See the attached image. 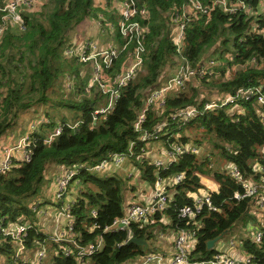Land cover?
<instances>
[{
    "label": "trees",
    "instance_id": "1",
    "mask_svg": "<svg viewBox=\"0 0 264 264\" xmlns=\"http://www.w3.org/2000/svg\"><path fill=\"white\" fill-rule=\"evenodd\" d=\"M136 1L140 6L145 5L150 13L143 66L136 78L120 89L112 112L94 125L91 114L102 105V97L94 89L90 97L86 96L84 86L79 83L80 66L63 57V49L71 42L70 33L86 19L96 18L100 12L93 8V0H44L34 11L22 14L24 31L13 28L4 32L0 39V138L17 124L23 114L38 112L54 103L55 98L60 101L57 98L58 94L62 95L59 87L63 88L62 79L67 74L76 75V90L73 92L75 96L62 106L80 112L81 120L72 124L62 122L61 125L77 126L73 129L63 126L60 134L49 144L43 142L48 136L46 128L52 132L58 127L49 117V121L41 125V130L32 134L31 161L0 175V215L11 220L21 215L32 218L26 202L39 196L45 188L46 192L45 173L49 167L92 166L110 152L126 151L129 143L137 140L132 125L145 95L167 81L181 63L194 66L210 56L217 63L215 73H219L220 79L193 81L183 90L170 94L166 100V115L178 109L200 107L223 94H233L241 87H259L264 96V35L251 32V20L246 15L227 16L216 11L209 18L190 21L185 29L183 51L177 54L168 14L173 9H180L185 0ZM201 1L208 3L210 0ZM245 1L252 6L258 2ZM259 24L264 27L263 17ZM253 60L255 63L251 64ZM232 67L235 70L227 78L226 74ZM237 104L244 110L243 115L231 113L228 108L207 112L180 131L181 142L194 139L196 146L209 149L207 156L182 155L167 170H156L150 158L140 156L139 148L144 144H138L133 150L134 155L124 164L139 170L141 181L149 185L154 184L156 177L183 174L181 183L174 187L172 206L165 212L171 223L167 228L172 230L179 222L175 210L191 203L188 195L205 188L202 183L205 177L216 183L212 203L219 211H204L199 217L197 243L191 255L193 261L210 259L217 251L215 248L208 250L207 242L227 233L251 208L250 200L237 202L232 199L240 188L223 171V165L232 163L245 176L250 174V166L254 163L264 166V123L259 118L264 107H260L255 99L240 100ZM160 122L161 119L149 114L145 128L149 130ZM159 141L165 145V137ZM207 143L209 145H205ZM136 156L140 158L136 159ZM213 156L218 158L217 161L213 162ZM113 174L99 177L81 171L77 175L80 189L71 209L77 240L79 244L86 245L100 235L103 239L101 251L82 264H126L151 252L156 231L166 229L157 214L152 225L139 228L134 224L129 231L103 233L105 227L124 213L129 180L126 174ZM93 210L95 217L91 216ZM93 224L96 228L90 231ZM179 226L183 227L182 222ZM129 232L133 238H144L148 248L123 244ZM42 240V234L30 231L26 244L32 247L34 241ZM241 243L244 251L260 260L258 264H264V239L260 246L250 240ZM51 245L55 248V244ZM8 249V245L0 249L7 259L10 255ZM49 256L47 264H79L74 258L52 256V251H49Z\"/></svg>",
    "mask_w": 264,
    "mask_h": 264
},
{
    "label": "built area",
    "instance_id": "2",
    "mask_svg": "<svg viewBox=\"0 0 264 264\" xmlns=\"http://www.w3.org/2000/svg\"><path fill=\"white\" fill-rule=\"evenodd\" d=\"M44 0H2L0 7V39L7 29L16 28L18 31L25 30V23L22 14L34 11ZM110 2L112 11L118 16L116 24L106 23L105 40L82 37L71 41L63 49V57L69 62L80 66L79 75L84 76L88 71L90 81L84 86L87 97L91 96V90H96L102 97L103 103L91 114L92 125L100 119H105L114 108L119 97L120 89L133 81L144 63L146 52L145 41L149 33L148 22L150 20L149 10L140 6L135 0H94V6L105 11L107 3ZM264 0H258L256 6H252L245 0H210L203 3L201 0H185L180 9H173L169 12V21L172 27V43L176 53L181 54L184 48L185 29L188 23L198 18H209L213 12H220L227 16L244 14L251 20V32L264 35V27H260L259 20L264 18ZM101 21H105L100 17ZM100 25V24H99ZM115 33V40H110L108 34ZM124 57V58H123ZM122 62L118 64L120 61ZM254 60L251 64H254ZM118 64V65H117ZM217 63L214 59L204 58L196 65L181 63L174 75L165 81L160 87L148 92L133 122V131L137 134V140L129 143L126 151L122 153H108L97 164L88 165H62L59 174L52 181V205H42L37 199L27 205L32 214L21 215L14 220L7 216L0 215V249L8 245L9 259L0 253V264H45L49 256L47 243L55 244L52 248V256L62 255L66 258H74L79 264L93 254L101 251L103 247L102 236L86 245L79 244L77 234L74 230L75 219L71 209L75 204L77 192L80 189V181L77 175L81 171L101 174L105 177L109 173H115L123 168L125 162L134 155V149L140 146V156L150 158L151 165L156 170H167L182 155H198L201 148L191 141L181 142V130L198 116L207 112H214L219 109L228 108L231 113L243 115L244 110L237 104L240 100L255 99L260 107H264V96L260 88L237 89L233 94H223L213 100L205 102L202 106L187 107L178 109L169 114L166 112L167 97L180 90H183L193 81L204 78L215 77ZM77 77L75 74H67L64 77L63 91L70 94L76 89ZM203 99L202 96H200ZM149 114L161 119V122L153 125L151 129L145 128ZM260 121L264 123V112L259 113ZM48 122L44 119L33 121L26 133L10 147L2 150L0 158V175L6 174L12 168L28 163L32 158L31 136L37 133L39 124ZM174 128H171V126ZM68 126L58 125L54 131L43 141L49 144L60 134L61 128ZM165 137V145L158 151L155 158L149 157L150 150L146 147ZM174 140L173 142L171 141ZM161 142V141H159ZM148 150V151H147ZM140 156H136L139 159ZM264 158V151H263ZM223 171L238 185L239 192H235L233 200H250L253 214L257 219L251 225L250 241L260 246L264 239V166L254 163L250 166V174L245 176L234 164L223 165ZM128 179L134 176L140 177L139 170L129 168L126 171ZM184 176L182 173L169 178L156 177L153 185L145 183L150 188V193L145 202H125L124 213L116 218L111 225L103 229L106 232L129 231L131 225L139 228L152 225L154 216L160 215V223L166 225L165 212L172 206L174 187L181 183ZM75 184V188L71 184ZM212 191L208 188L200 189L196 193H190L188 197L191 203L177 208L176 217L179 222L175 225L171 235L170 254L151 252L126 264H258L260 261L255 255L244 251L242 241L240 243L230 239L227 247L230 253L217 251L208 260H192V252L197 243V230L200 227L199 217L206 212L219 211L212 203ZM96 212L91 211L95 217ZM51 221V234L46 235L43 221ZM182 222V226L179 223ZM171 225V224H170ZM96 226L93 224L90 231ZM34 231L42 234L44 240L34 241L32 247L27 246L28 233ZM155 238H164L163 231L155 233ZM133 238L129 232L126 241ZM31 253V254H29Z\"/></svg>",
    "mask_w": 264,
    "mask_h": 264
},
{
    "label": "rangeland",
    "instance_id": "3",
    "mask_svg": "<svg viewBox=\"0 0 264 264\" xmlns=\"http://www.w3.org/2000/svg\"><path fill=\"white\" fill-rule=\"evenodd\" d=\"M206 58L213 59L210 56H208ZM234 70H235V68L232 67L230 69V71L226 74V77L228 78L230 75H232V73L234 72ZM215 72H216V69H215ZM218 79H220V78H219V73L217 72V73H215V77H210L209 80L211 81V80H218ZM89 81H90V73H89V71L84 76H81V78L79 79V83H81L83 86H86ZM63 82H64V80L62 79V84L61 85H63ZM75 90L76 89H74L70 94H64L63 93V88L62 87H59V93L63 95V96L61 95L62 96L61 97L58 94V97L57 98L60 101H57L56 98H55V102L54 103L52 102L51 105H46V107H43V108H40V109L38 108L39 109L38 112L29 111V112L23 114L19 118L17 124L10 131H8L5 135L6 136H9L11 138H14L15 141H16L20 136H23L24 133H26V131L28 130L30 124L33 121H35L37 119H39V120L40 119H44V120L47 121V119H48L47 117H49V120L50 119L53 120L56 123V125H60V124H62V122H67L69 124H72V123H75V122L81 120V114H80V112L71 111V110L67 109L65 106H62L65 101L67 102V99L70 101L71 100L70 98L71 97L73 98L75 96V94L73 93ZM62 100H63V102H62ZM38 113H40V115L37 116V117H35V115L38 114ZM45 113L48 114V116H46ZM44 116L46 117V119H45ZM44 123H46V122H44ZM41 125H43V124H39L38 125L37 131H39ZM49 132L50 131L46 128V130H45L46 135H50ZM191 142L194 143V139H192ZM154 145H158V146L162 147V143L159 142V141H157V142H154L153 145L152 144L148 145L146 148L147 149H150L151 147H154ZM205 145H209V144L207 143ZM208 153H209V149H207V148H201V151H200V153L198 155L199 156H202V155H206L207 156ZM214 154H217V152H214ZM156 155L158 156V154H156ZM217 159L218 158H216L214 156L212 157L213 162L217 161ZM127 168H129V165H124L123 168L119 169L116 172L121 173L120 175H125L126 172L123 173L122 170L123 169L125 170ZM95 175H97L99 177H102L103 176L101 174H96V173H95ZM113 175H115V174H113L112 172L108 174V176H113ZM53 178L54 177L52 175L49 176V175H47V172L45 173V180L47 181V191L48 192H49V189L51 190V185H52ZM128 180H129L128 185L130 187L132 185H138V184H141L143 187H147L145 185V183L141 181L140 177L134 176L132 179H128ZM207 181H210L211 182V180L209 178L205 177V179H204V181H202V183L203 182L205 183ZM214 184L215 183L212 181L211 182V185L212 186L209 187V188L210 189H213V185ZM71 186H73L75 188V184L74 183H72ZM146 189L150 193V191H151L150 188L147 187ZM44 191H45V189L41 192V194H39V196L34 197L31 200L27 201L26 204L28 205L29 203H31V202H33V201H35L37 199H39V200L42 199L43 200V198H45V196H43L44 195ZM255 219H257L256 215L253 214L252 209H249V211L241 219H239L234 224V226L221 239H219L216 243L217 244L218 243H228V241L230 239H234V240H236L238 242L239 241H244V240H250L251 225L253 224V221ZM155 242H157V241L154 240L153 241V245H154ZM49 246L51 247V250H49ZM47 247H48V252L49 251L51 252L52 251V248H53L52 245L50 243H47ZM29 254H31V253H29ZM50 257L51 256H48L46 258L45 264H47L49 262L48 259Z\"/></svg>",
    "mask_w": 264,
    "mask_h": 264
},
{
    "label": "crops",
    "instance_id": "4",
    "mask_svg": "<svg viewBox=\"0 0 264 264\" xmlns=\"http://www.w3.org/2000/svg\"><path fill=\"white\" fill-rule=\"evenodd\" d=\"M110 1H114V0H110ZM141 6H145V5H141ZM93 8L100 11L98 13L97 17L96 18H88L80 26L75 28V30H73L70 33V39H71L70 41H74V40L80 39L82 37H88V38L96 39L97 41L105 40V32L102 31L105 29V24L106 23H112V24L117 23L118 16L112 11L109 1L107 3V9L105 11L101 10L100 8L95 7L94 6V0H93ZM260 12L264 13V10L261 9ZM103 13L109 15V18H107ZM100 17H103L105 21L104 22L101 21ZM108 37L110 40L117 39L115 33L108 34ZM50 133L51 132H49V134ZM18 139L15 141L14 138H11V137L6 136V135H4L3 137L0 138V158L2 156V150L7 148V147L13 146L18 141ZM160 148H161L160 146L154 145V147H151L150 149H148V150H150L149 157L150 156L152 158L157 157L156 154H158V151L160 150ZM129 168H133V167H129ZM129 168H127L125 170L123 169L122 172L125 173ZM60 170H61L60 166L59 167L51 166L47 169L46 172H47V175H49V176L52 175L55 178L59 174ZM211 182H212V180H211ZM211 182L210 181H207L205 183L203 182L204 187L210 189L209 187L212 186ZM146 188L147 187H143L141 184L132 185L131 187L128 185L127 192L125 193V202H127V203L128 202H142V203L145 202L148 195H149V191ZM216 189H217V185L215 183L213 185V189H210V191L214 192V191H216ZM43 196H45V198H43V200L41 199L40 203L42 205H47V206L52 205V186H51V190L49 189V192L46 190V192H44ZM165 221L167 223L165 225L166 229L161 230V231H163V233L165 235L164 238H157V239L155 238V240L157 242H155L154 245L152 242L151 248H153L155 252L164 253V254L168 255V254H170V251H171L172 229L167 228L171 224L169 219L165 217ZM42 225H44V227H45V230H44L45 234L50 235L51 231H52L51 221H48V220L43 221ZM239 243H240V241H239ZM214 248L216 251H221L224 253H230L231 252L230 249L227 247V243H218V244L216 243L214 245Z\"/></svg>",
    "mask_w": 264,
    "mask_h": 264
},
{
    "label": "water",
    "instance_id": "5",
    "mask_svg": "<svg viewBox=\"0 0 264 264\" xmlns=\"http://www.w3.org/2000/svg\"><path fill=\"white\" fill-rule=\"evenodd\" d=\"M226 233H223L222 235H220L219 237L213 239V240H210L207 242V249L210 250V249H213L214 248V245L215 243L221 239ZM136 245L138 247H144V248H148V244L146 242V240L144 238H140V239H137V238H130L127 242H126V245Z\"/></svg>",
    "mask_w": 264,
    "mask_h": 264
}]
</instances>
